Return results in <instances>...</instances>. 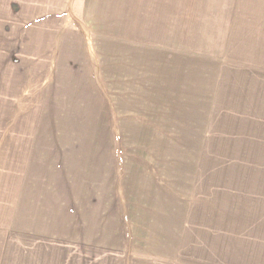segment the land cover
<instances>
[{
	"label": "rangeland",
	"instance_id": "374dc122",
	"mask_svg": "<svg viewBox=\"0 0 264 264\" xmlns=\"http://www.w3.org/2000/svg\"><path fill=\"white\" fill-rule=\"evenodd\" d=\"M78 3L83 15L90 18V34L99 27L100 33L105 32L96 37L103 57L100 69L95 70L101 101L99 107L93 108L96 105L90 99L93 94L90 97L78 90L62 99L54 93V98L62 99L58 104L65 102L59 110L63 117L58 124L39 126V131L59 138L49 141L53 157L48 152L44 157L46 167L53 172V181H58L61 162L63 175H68L70 181L98 183L102 206L108 205L110 180L115 182L119 203L124 199L126 180H133V192H138V181L156 182L158 168L167 171L183 166L192 168L197 154L204 150L206 163L212 164L207 167L211 170L207 172V182L212 175V183L198 190L199 195H204L207 189L206 202L213 201L211 213L219 221L216 209L232 201L228 199V187L233 186L244 199V214L241 224L240 220L233 224L230 218L224 222L213 220L217 227L214 226L211 235L208 218L205 220L199 214L198 223L205 225L207 235L204 237L198 230L190 232L185 238L181 261L264 264V171H253L258 168L256 153L264 150V0H78ZM16 10L17 4L1 9V23L15 28H5L6 35L29 36L30 42L37 35L44 37V32L31 28L28 16L21 19ZM36 23L40 24L38 17L33 26ZM108 32L114 36L110 37ZM141 32L148 37L143 40L149 44L143 46L142 76L138 71V77H134L135 72L133 75L131 72L141 56ZM38 47L43 45L32 44L27 51L15 45L13 54L33 59L32 53ZM127 49V61L132 63L128 71L124 68ZM112 68L124 70L132 78L120 81L110 90L112 84L108 83L116 77L111 76ZM33 97L31 100L35 101L36 95ZM43 103L44 100L37 102ZM41 111V122L44 117L47 122L52 119L48 118V108L45 111L42 107ZM56 111L53 109L54 120ZM32 112L36 114L37 109ZM78 134L82 137L77 140ZM140 166L147 168L146 176L141 175ZM176 174L165 173L172 177ZM206 206L209 213L210 204ZM56 215L60 218V214ZM49 224L51 229L60 230V219ZM110 232L116 231H110L108 226L102 229V249L110 245ZM15 233L5 230V235L0 236V264H28L27 260L19 262L22 251L18 250L19 238ZM21 238L29 242L28 238ZM42 243L45 247L39 255L58 256L59 261L60 238L48 237ZM109 254L102 252V264ZM140 255L134 253V263L140 264ZM119 257L116 254L115 260Z\"/></svg>",
	"mask_w": 264,
	"mask_h": 264
},
{
	"label": "crops",
	"instance_id": "0c3cea01",
	"mask_svg": "<svg viewBox=\"0 0 264 264\" xmlns=\"http://www.w3.org/2000/svg\"><path fill=\"white\" fill-rule=\"evenodd\" d=\"M16 4L20 18L28 16L31 28L44 32V37L37 35L30 42L29 36L6 35L3 30L14 27L0 21V232H3L0 236L5 235V230L16 231L18 250L22 251L19 262L27 260L28 264H42V261L46 264H102V252L110 253L104 264H136L134 253L141 254L140 264H183L181 253L185 250L186 236L195 230L204 237L207 235L205 225L198 223L201 220L198 215H204L205 220L208 218L210 235L214 226L217 227L212 224L216 220L211 213L213 201L206 202L207 189L202 196L198 193L208 182L212 183V175L207 182V172H211L207 167L212 164L206 163L204 150L197 154L198 160L188 170L185 166L176 171L160 167L156 182L138 181L136 188L140 193L133 192V180H126L124 199L119 203L115 182L110 180L108 205L102 206L98 183L83 179L70 181L68 175H63L61 162L58 181H53V172L46 167L44 157L52 151L49 141L59 138L39 131V126L58 124L63 117L59 110L64 108L65 102H57L78 90L90 97L93 94L90 99H94L96 105L92 107H99L101 86L95 79V70L100 69L103 57L96 37L105 32L100 33L102 27H99L90 34L89 17L83 15L78 0H0V12L3 7ZM37 17L40 24L33 26ZM143 31L146 33L145 27ZM145 33L142 36L141 32V56L131 72L132 75L135 72L134 77H138L139 72L142 76L144 69L143 46L148 47L149 41L143 38L148 39L149 31L147 38ZM32 44L43 45L32 53L33 59L13 54V46L27 51ZM128 54L127 49L124 53L126 71L132 67L127 61ZM111 72V76L116 77L108 83L112 84L110 90L120 81L132 78L121 69L112 68ZM54 93L62 99L54 98ZM34 94L36 100L32 101ZM42 100L43 105H38ZM42 107L45 111L48 108V118H52L48 122L47 117L41 122ZM34 108L37 116L32 112ZM53 109H57V120H54ZM81 137L78 134L77 140ZM255 160L258 168L253 171H264V150L256 153ZM140 167L141 175L146 176L147 168ZM112 171L110 166L109 172ZM170 172L177 174L175 177L165 175ZM236 187L239 189V184ZM228 188V199L232 201L229 200L227 208L222 203L216 209L217 215L223 222L230 218L233 224L239 220L241 224L244 199L238 196L239 190L233 186ZM209 198L212 199V192ZM206 203L211 207L209 213ZM56 214H60V218ZM59 219L60 230L51 229L49 221ZM106 226L116 232L109 233L110 245L102 249V229ZM21 237L28 238L29 242ZM48 237L60 238L59 261L58 256L39 255L45 247L42 240ZM115 237L118 238L113 243ZM116 254H120L117 261Z\"/></svg>",
	"mask_w": 264,
	"mask_h": 264
}]
</instances>
